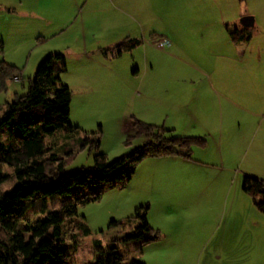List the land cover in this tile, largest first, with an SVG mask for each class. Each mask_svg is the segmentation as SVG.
<instances>
[{"label": "rangeland", "instance_id": "obj_1", "mask_svg": "<svg viewBox=\"0 0 264 264\" xmlns=\"http://www.w3.org/2000/svg\"><path fill=\"white\" fill-rule=\"evenodd\" d=\"M34 1L0 0V63L13 66L18 77L0 88V108L26 91L28 80L43 58L61 55V65L68 71L60 73L59 78L71 95L67 124L77 127L80 134L66 138L64 131H59L45 137L44 145L59 158H66L67 151L74 153L64 167L66 173L91 168L92 153L87 149L78 150L76 142L84 134L95 133L97 127L98 151L107 163L148 142L139 137L125 145L126 138H131L135 132L132 121L137 120L171 130L167 137L203 138L205 147L193 148L190 159L212 164L213 160L221 158L231 168L220 177L221 181L225 180V195H245L240 190L243 176L264 182V144L257 151L248 147V152L242 156L239 153V157L240 144L233 145L241 136H248L250 142V134L256 133L258 121L241 109L224 107L220 139L213 129L215 119L220 118L215 103H225L227 97L237 103L264 104V76L255 88L244 89L240 79L233 77L239 74L237 66L243 59L234 51H223L224 45L217 38L220 35L227 38L220 24L224 19L236 20L237 28L243 18L250 17L245 13L257 15L260 12L264 17V0H38L48 5L41 11L34 10ZM69 1L76 3L75 6ZM203 2L208 6L205 11L198 8ZM240 10L244 15L238 18V14H242ZM205 17L209 23L203 27L199 22ZM98 20L115 21L122 31H132L137 41L141 39L140 46L119 56L111 49L114 57L112 52L104 51L108 59L102 63L103 67L99 66V70L105 71L104 76L99 75V81L101 78L107 81L95 86L92 83L91 86L76 85L75 81L71 82V70L75 67V55L82 53V45L90 50L114 41L106 37L111 34L109 25L115 24L104 26L100 34L96 25H90L91 21ZM211 21L217 25H212ZM253 33L261 38L264 28L258 34L257 30ZM162 41L167 45L155 47ZM109 78L119 81L109 87ZM142 170L143 166L135 168V175ZM136 183L124 189L105 191L98 201L78 208L75 217L62 223L67 262L92 264L99 255L97 250H104L111 241L119 240L137 225L135 220H128L134 213L131 206L146 205V222L161 237L181 233L179 260L182 264H209L208 250L195 248L194 243L199 242L200 231L206 238L214 225L209 219L204 220L205 216H199L198 203L190 202L192 200L180 203L182 199L176 196L167 198L159 192V195L143 192L134 187ZM12 184H4L3 190ZM187 199H200V196L192 194ZM81 225L87 228L86 235L81 234ZM148 249L136 242L118 245L121 264L131 260L155 264L146 259ZM242 264H264V256Z\"/></svg>", "mask_w": 264, "mask_h": 264}, {"label": "trees", "instance_id": "obj_2", "mask_svg": "<svg viewBox=\"0 0 264 264\" xmlns=\"http://www.w3.org/2000/svg\"><path fill=\"white\" fill-rule=\"evenodd\" d=\"M226 35L230 42H247L250 38L247 28L227 29ZM139 44L137 40H124L113 50L120 55ZM62 61L59 54L43 58L26 91L0 108V264H69L61 225L75 217L78 208L98 201L105 191L124 187L143 159L180 156L191 160L193 148L205 147L203 138L167 137L169 131L162 127L133 120L135 132L126 138L125 145L139 137L148 142L107 163L98 151L97 127L95 133L84 134L76 142L78 150L92 153L91 168L66 173L64 167L74 153L63 148L67 157L59 158L44 145L45 137L59 131H64L66 138L80 134L67 124L71 95L59 78L64 70L58 65ZM13 68L0 63V88L8 80L18 79ZM8 183L13 184L3 190ZM241 190L264 215V182L243 176ZM146 211V205L135 209L128 220H135L137 225L104 250H97L99 255L92 264H121L118 245L136 242L143 247L159 240L160 234L146 222ZM80 231L88 233L82 225ZM127 264L142 263L131 260Z\"/></svg>", "mask_w": 264, "mask_h": 264}, {"label": "crops", "instance_id": "obj_3", "mask_svg": "<svg viewBox=\"0 0 264 264\" xmlns=\"http://www.w3.org/2000/svg\"><path fill=\"white\" fill-rule=\"evenodd\" d=\"M69 3H71L72 6L76 4L71 1H69ZM206 4L207 3L203 2L202 6L199 5L198 8L205 11L206 7H208ZM20 6L21 3L19 7ZM45 6L48 5L38 0H35L33 3V8L36 11L43 10ZM240 12L242 14H238V18L244 15L242 10H240ZM245 14L250 16L248 17L250 19L248 27H243L240 23L239 26L235 28L236 20L231 18L224 19L220 24L225 33L227 29L247 28L249 31L252 29V32H249L250 38L247 42H230L226 36L221 35L217 38L222 41L224 45V48L222 47L223 51H234L240 57V60L243 59V61L239 62V66H237V71L240 70L239 74L233 75V77L239 78L244 89L248 91L260 84L261 77L264 76V36L259 38L258 35L253 33V30H257L258 34V32L264 28V17L260 15V12H258L257 15ZM205 19L206 17L200 19L199 22L203 27L206 26L205 24L209 23L206 22ZM111 22H113L115 26L109 25ZM111 22H103V20L90 22V25H96L100 34L102 33L103 27L109 25L111 34L106 38H108V40L114 39V41L106 42L110 44L102 43L100 44L102 46L98 45L96 48L90 50H85V44H83L82 53L75 55L77 58L74 60L75 67L71 70V72L73 71L71 75L73 79L71 82L75 81L76 85L82 86H86V84L90 85L91 83L95 86L106 82L107 79L102 78L99 81V75H105L102 74L105 71L99 70V66L103 67L104 65L102 63H105L108 59L107 54L103 52L110 51L124 39L136 40L132 31H122L121 26L115 21ZM210 23L212 25H217L214 21ZM139 42L141 43V39ZM252 44H254L253 48L248 51ZM156 53L163 54V52ZM219 54L221 53L219 52ZM219 54H217V57ZM111 55L113 56V52ZM143 55L146 58L145 49L143 50ZM60 64L61 63L58 65ZM65 71L67 73L68 69L65 70L64 68L61 73ZM137 72L138 71L135 70V77L139 75ZM144 75H146V73ZM113 80L109 78L108 82H110V84L107 86L110 87L111 84L113 85L115 82L119 81L115 80L113 82ZM82 90H84V88H82ZM224 102L225 103H215L218 104L216 106V112L220 117L219 119H215L216 123L213 126L214 131L217 133L216 136L219 137V139L222 136L221 121L222 116H224V107H236L243 110L252 119L258 121L257 126H255L257 129L256 133L250 134V142L248 136H241L233 143V145L240 144L237 157H239V153H241L242 156L246 151L248 152V147L249 150L251 148V150L254 151H257L259 147H263L264 104L252 103L249 101L237 103L233 102L232 98L229 97H227ZM254 139H256L255 142ZM213 161L214 162H211L212 164H209L202 160H187L180 156H166L155 159L146 158L140 161L136 166V169L138 166H143V170L138 175L134 173L129 182L121 189H124L128 184H132L130 186H133L134 182H137L134 187L143 192L151 191L154 192L155 195H159V192L162 196L167 198L176 196L177 199H182L180 203L189 202L190 200H192L190 201L192 203L197 202L199 206L197 209L199 216L202 218L205 216L203 219H209L212 225H214V228L212 231L210 230L206 238H203V233L200 231L199 242L196 241L194 243L195 248L202 247L208 250L209 264H221V261L228 264H242L250 260L257 261L264 256L262 254L264 251V215L254 208L250 198L246 194L225 195V180L221 181L220 177L223 172L230 171L231 168L224 164L221 158ZM133 176L135 177L133 178ZM207 177H209V179H205ZM192 194L199 195L200 199H187ZM131 207H134V210L137 208H135V206ZM181 239H183L181 233L177 232V234L174 235L169 233L165 234L159 240L147 244L146 247L148 246L150 249H148L149 253L146 255V259L154 261L155 264H182V260H179ZM199 261L201 260L199 259Z\"/></svg>", "mask_w": 264, "mask_h": 264}, {"label": "water", "instance_id": "obj_4", "mask_svg": "<svg viewBox=\"0 0 264 264\" xmlns=\"http://www.w3.org/2000/svg\"><path fill=\"white\" fill-rule=\"evenodd\" d=\"M249 24H250V19H249L248 17L242 19V21H241V25H242L243 27H248Z\"/></svg>", "mask_w": 264, "mask_h": 264}, {"label": "built area", "instance_id": "obj_5", "mask_svg": "<svg viewBox=\"0 0 264 264\" xmlns=\"http://www.w3.org/2000/svg\"><path fill=\"white\" fill-rule=\"evenodd\" d=\"M166 44L167 43L165 41H162V43L156 44L155 47H157V48L164 47V46H166Z\"/></svg>", "mask_w": 264, "mask_h": 264}]
</instances>
